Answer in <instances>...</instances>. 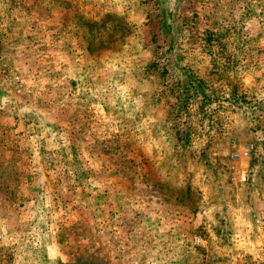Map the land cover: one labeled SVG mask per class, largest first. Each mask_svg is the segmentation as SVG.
I'll return each mask as SVG.
<instances>
[{
    "label": "rangeland",
    "instance_id": "rangeland-1",
    "mask_svg": "<svg viewBox=\"0 0 264 264\" xmlns=\"http://www.w3.org/2000/svg\"><path fill=\"white\" fill-rule=\"evenodd\" d=\"M0 234V264H264V0H0Z\"/></svg>",
    "mask_w": 264,
    "mask_h": 264
},
{
    "label": "built area",
    "instance_id": "built-area-1",
    "mask_svg": "<svg viewBox=\"0 0 264 264\" xmlns=\"http://www.w3.org/2000/svg\"><path fill=\"white\" fill-rule=\"evenodd\" d=\"M248 150L244 153V155L247 156ZM2 240V235L0 234V241ZM205 241L202 237L196 235L193 236L191 238V246L193 248H203L205 247ZM238 245H244V241L239 239V241H237ZM262 246L261 250H264V242H262V244L260 245ZM9 264H16V260H12ZM116 264H167L166 262H164L163 260L160 259H146V260H140V259H132L130 262L128 263H124V262H119ZM208 264H218L216 262H209Z\"/></svg>",
    "mask_w": 264,
    "mask_h": 264
},
{
    "label": "trees",
    "instance_id": "trees-1",
    "mask_svg": "<svg viewBox=\"0 0 264 264\" xmlns=\"http://www.w3.org/2000/svg\"><path fill=\"white\" fill-rule=\"evenodd\" d=\"M187 86V88L193 89L192 92H195V90H197V88L203 86V84L199 81H197V79H192L191 81H189V84L185 85ZM184 87V86H183ZM187 94H191L187 93ZM181 95L184 96L185 93H183V91L181 92ZM190 96V95H189ZM190 98V97H189ZM183 102L182 99H180V103ZM182 107L185 106L183 103H181ZM180 112H181V108H180Z\"/></svg>",
    "mask_w": 264,
    "mask_h": 264
},
{
    "label": "crops",
    "instance_id": "crops-1",
    "mask_svg": "<svg viewBox=\"0 0 264 264\" xmlns=\"http://www.w3.org/2000/svg\"><path fill=\"white\" fill-rule=\"evenodd\" d=\"M53 235H55V233H53Z\"/></svg>",
    "mask_w": 264,
    "mask_h": 264
}]
</instances>
